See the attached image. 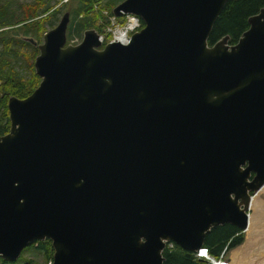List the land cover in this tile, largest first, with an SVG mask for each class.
<instances>
[{"label":"water","instance_id":"1","mask_svg":"<svg viewBox=\"0 0 264 264\" xmlns=\"http://www.w3.org/2000/svg\"><path fill=\"white\" fill-rule=\"evenodd\" d=\"M227 1L122 0L112 16L142 23L124 43L88 29L66 44L67 11L42 34L37 87L6 102L0 260L48 240L49 264H162L167 244L246 231L264 186V7L234 44H208Z\"/></svg>","mask_w":264,"mask_h":264},{"label":"trees","instance_id":"2","mask_svg":"<svg viewBox=\"0 0 264 264\" xmlns=\"http://www.w3.org/2000/svg\"><path fill=\"white\" fill-rule=\"evenodd\" d=\"M76 6L71 11V19L66 28V44H76L74 40H80L83 31L93 29L100 32L99 21L104 18L103 12L109 17L111 8L122 0H73ZM264 7V0H228L223 9L214 21L210 30L207 42L212 44L215 41L227 36V44H234L241 34L247 29V19L256 14ZM48 8L38 10L37 15L46 14ZM118 19H120L118 17ZM32 20L28 23L26 21ZM121 20V19H120ZM42 19L33 20L28 17L24 21H13L10 15L0 12V28L13 26L16 23H23L16 29L0 31V136L8 130V118L6 101L8 97L23 99L27 97L37 86L39 79L35 76L32 68V61L37 54L36 49L23 41H16L14 35L20 32L23 37L35 38L40 42L41 35L51 27V24L43 22ZM97 21V24L94 23ZM139 28L142 26L138 21ZM22 30V31H21ZM103 44L107 43L103 40ZM20 44L22 51L16 49L15 45ZM24 48V49H23ZM21 57L26 65L23 69V76H19L3 57ZM6 67V68H5ZM241 232L228 224L211 229L202 242V248L214 261H224L223 257L227 252L234 249L242 242ZM38 251L45 264H49L52 256V249L48 240L35 241L25 247L20 254L29 249ZM162 264H207L202 258H196L194 254L180 250L171 244L162 252ZM20 259V258H19ZM6 263L0 260V264ZM29 263V262H28ZM27 264V263H25Z\"/></svg>","mask_w":264,"mask_h":264},{"label":"rangeland","instance_id":"3","mask_svg":"<svg viewBox=\"0 0 264 264\" xmlns=\"http://www.w3.org/2000/svg\"><path fill=\"white\" fill-rule=\"evenodd\" d=\"M76 6V2L73 0H0V12H5L6 15H10L13 21L20 22L22 19L23 21L28 17H31L33 20H44L47 24H51L52 28L55 26L56 22L58 21L59 17L65 12L68 11L69 13V20L71 19V11ZM114 7V6H113ZM112 7V8H113ZM44 8H48L46 14L38 16V10H42ZM111 8V9H112ZM111 11V10H110ZM104 18L99 21L98 26L100 27V32L98 35L101 37L102 42L106 40V42L110 41L113 37L115 38V33L120 30V28H125L129 24L130 15L121 16L118 18H109L105 12H103ZM136 23L133 30L134 31L138 27V21L132 17ZM32 20L26 21V23ZM69 22V21H68ZM22 23V22H21ZM23 24V23H22ZM97 24V21L94 25ZM68 25V24H67ZM49 28V29H50ZM121 29V30H123ZM120 30V31H121ZM22 31V30H21ZM126 34V38L131 34V32ZM32 38V37H31ZM35 41V38H33ZM76 43L79 41L78 39L74 40ZM24 49V48H23ZM26 65L22 62V68L24 69ZM262 189L255 193L253 198H256V202L258 205V213L255 218L256 223V232L252 234L253 237H249L247 231L242 232V242L240 245L235 247L234 249L230 250L225 254L223 257L224 261H221L226 264H258L259 262L263 263L264 260V250L260 247L261 239L264 240V233L261 234V230H264V193H262ZM249 216L253 215L252 209L247 211ZM258 217V218H257ZM260 219V220H258ZM259 221L261 222L259 224ZM258 223V224H257ZM262 226V228H261ZM255 236V237H254ZM257 236V237H256ZM249 238V239H248ZM247 247V249H245ZM244 248V249H243ZM263 250V251H262ZM253 254H252V253ZM234 253V254H233ZM261 255L262 259L257 258V256ZM236 256V260H234V256ZM241 255V256H240ZM250 256V257H249ZM252 256V257H251ZM260 257V256H259ZM20 258V259H19ZM249 258V259H247ZM253 260H252V259ZM258 260L257 262L255 259ZM19 261L16 264H45L41 254L36 251L35 249H29L24 251L18 257ZM17 259V260H18ZM260 259V260H259ZM252 261V263H251ZM29 262V263H28ZM261 264V263H259Z\"/></svg>","mask_w":264,"mask_h":264},{"label":"bare ground","instance_id":"4","mask_svg":"<svg viewBox=\"0 0 264 264\" xmlns=\"http://www.w3.org/2000/svg\"><path fill=\"white\" fill-rule=\"evenodd\" d=\"M136 25V23H135V21H134V19L132 18V17H130L129 18V24L123 29V28H120V30L121 29H123V30H118V32H116L115 33V38L113 37V39H115V40H117V41H119V42H121V43H124L125 41H126V34L128 33V32H130L131 30H133V28H134V26ZM262 193H264V186L262 187ZM257 194V193H256ZM254 197V196H253ZM252 197V199H251V202H250V207H249V210L250 209H252V211H253V215L252 216H249L248 215V227H247V229H246V231H247V233L249 234V237L251 238V237H253L252 236V234H255L254 232H256L255 230H256V221H255V218H256V216H257V214H259L258 213V210L257 209H259L258 208V205H257V202L255 201L256 200V198L254 199ZM258 218V217H257ZM258 220H260V219H258ZM261 222L259 221V224H260ZM258 224V223H257ZM261 228H262V226H261ZM262 233H264V230L262 229L261 230V234ZM255 237V236H254ZM257 237V236H256ZM249 239V238H248ZM166 247H168V248H170L171 247V245L170 244H167L166 246H165V248ZM164 248V249H165ZM259 248H262L263 250H264V240H262L261 239V241H260V247ZM244 249V248H243ZM245 249H247V247L245 248ZM262 250V251H263ZM252 253V252H251ZM264 253V252H263ZM194 254H197V255H199V256H203L204 254H206L207 255V253H206V250L205 249H199L196 253H194ZM234 254V253H233ZM253 254V253H252ZM262 255V254H261ZM261 255L259 254V256H257V258H260V259H262V257H261ZM208 256V255H207ZM236 256H238V255H235L233 258H234V260H236ZM241 256V255H240ZM209 257V256H208ZM250 257V256H249ZM252 257V256H251ZM247 259H249V258H247ZM252 259V258H251ZM255 259V258H254ZM259 259V260H260ZM253 260V259H252ZM255 261L257 262L258 260H256L255 259ZM251 263H252V261H251ZM259 263H261V264H264V260H263V263H262V260H261V262H259ZM258 263V264H259ZM214 264H226V263H223V262H214Z\"/></svg>","mask_w":264,"mask_h":264},{"label":"flooded vegetation","instance_id":"5","mask_svg":"<svg viewBox=\"0 0 264 264\" xmlns=\"http://www.w3.org/2000/svg\"><path fill=\"white\" fill-rule=\"evenodd\" d=\"M118 4V3H117ZM116 4V5H117ZM116 5H114V6H116ZM66 12V11H65ZM68 12V11H67ZM111 12V11H110ZM69 14V13H68ZM112 15V14H111ZM122 16H127V15H122ZM131 16V15H130ZM61 17V16H60ZM59 17V18H60ZM113 17V16H112ZM121 17V16H120ZM132 17V16H131ZM114 18H118V17H114ZM137 21H139V19L138 18H135ZM59 20V19H58ZM16 21V20H15ZM68 21H69V17H68ZM22 25V23H16L15 25H13V26H8V27H3V28H0V31H6V30H11V29H16V28H18V27H20ZM54 27V26H53ZM142 27V26H141ZM140 27V28H141ZM67 28V27H66ZM139 23H138V27L134 30V31H132L131 32V34L132 33H134V32H136V31H138L139 29ZM47 31V30H46ZM45 31V32H46ZM130 34V35H131ZM129 35V36H130ZM128 36V37H129ZM127 37V38H128ZM126 38V39H127ZM14 39L16 40V41H23V42H25V43H27V44H29L31 47H33V48H35L36 49V52H37V54H38V50H37V46L42 42V35H41V38H40V42L38 43V42H34L33 41V38H31V37H23L22 36V34L20 33V32H17L16 33V35H14ZM81 39V38H80ZM113 39V38H112ZM111 39V40H112ZM110 40V41H111ZM80 41V40H79ZM79 41H77V43L79 42ZM109 42V41H108ZM76 43V44H77ZM104 44H103V42H102V46H103ZM15 47H16V49L17 50H19V52H21L22 51V47H21V45L20 44H16L15 45ZM36 54V55H37ZM36 55H35V57H36ZM34 57V58H35ZM34 58H33V60H34ZM3 59L8 63V66L9 67H11L12 69H13V71H15L19 76H23V68H22V58L21 57H12V56H10V57H3ZM6 68V67H5ZM32 68H33V61H32ZM34 72V71H33ZM36 76V75H35ZM38 78V77H37ZM39 83V82H38ZM38 85V84H37ZM37 87V86H36ZM31 94V93H30ZM29 94V95H30ZM9 98V97H8ZM24 99V98H23ZM7 102V101H6ZM210 259H212V258H210ZM221 261V260H220ZM207 262V261H206Z\"/></svg>","mask_w":264,"mask_h":264},{"label":"built area","instance_id":"6","mask_svg":"<svg viewBox=\"0 0 264 264\" xmlns=\"http://www.w3.org/2000/svg\"><path fill=\"white\" fill-rule=\"evenodd\" d=\"M171 245V244H170ZM194 256L196 257V258H202L203 260H205V261H207V264H210V257H208L206 254H204L203 256H199V255H197V254H194ZM217 262H219V261H217Z\"/></svg>","mask_w":264,"mask_h":264}]
</instances>
